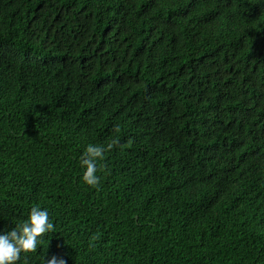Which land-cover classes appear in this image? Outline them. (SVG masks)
Here are the masks:
<instances>
[{
  "label": "trees",
  "instance_id": "obj_1",
  "mask_svg": "<svg viewBox=\"0 0 264 264\" xmlns=\"http://www.w3.org/2000/svg\"><path fill=\"white\" fill-rule=\"evenodd\" d=\"M35 206L17 264H264V0H0V230Z\"/></svg>",
  "mask_w": 264,
  "mask_h": 264
},
{
  "label": "clouds",
  "instance_id": "obj_2",
  "mask_svg": "<svg viewBox=\"0 0 264 264\" xmlns=\"http://www.w3.org/2000/svg\"><path fill=\"white\" fill-rule=\"evenodd\" d=\"M115 141L107 145H88L80 157L82 181L95 188L99 185L101 171L98 162L104 159L105 152L114 147ZM53 230L47 209L32 207L27 218L11 230H0V264H17L22 254L35 253L40 238ZM45 264H65L62 258L52 256Z\"/></svg>",
  "mask_w": 264,
  "mask_h": 264
}]
</instances>
